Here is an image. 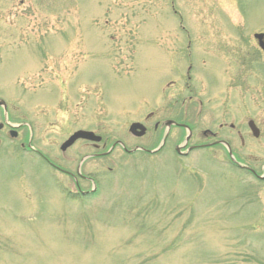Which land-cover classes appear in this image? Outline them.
<instances>
[{"label":"rangeland","instance_id":"1","mask_svg":"<svg viewBox=\"0 0 264 264\" xmlns=\"http://www.w3.org/2000/svg\"><path fill=\"white\" fill-rule=\"evenodd\" d=\"M255 34L264 0H0V99L29 119L0 147V264H264ZM79 130L102 142L62 152ZM204 133L257 176L223 145L187 153Z\"/></svg>","mask_w":264,"mask_h":264},{"label":"flooded vegetation","instance_id":"2","mask_svg":"<svg viewBox=\"0 0 264 264\" xmlns=\"http://www.w3.org/2000/svg\"><path fill=\"white\" fill-rule=\"evenodd\" d=\"M212 82H216V80L212 78ZM173 84H174V82H173ZM173 84H171V85H173ZM12 110L13 109L10 107L9 103H7L6 101L0 99V147H1L2 143H3V141L5 140L6 136L11 138V139H14V140L19 139L21 137L22 131L23 130L25 131V129H26L25 121L29 120V119H26L22 123L18 122L16 117H15V115H14L15 111L14 110L12 111ZM4 112H5V116H4ZM31 124H32V122H31ZM35 129H36V127H35ZM231 129H234V126H231ZM32 130H34L33 126L31 127V134H32L31 137L33 139ZM25 133H26V135H24V137L27 136V134L29 135L28 131H25ZM14 134L16 135V137L12 138V136ZM204 135L206 137H211L212 139H214V141L212 143H209V144H206V145L194 147L195 149L203 147V146H208V147L218 146V145L220 146L221 144L219 142L223 141V140H219L217 138V135H213V134H209V133H204ZM32 139H31L29 144L28 143L25 144L24 141L21 144V147L23 149L26 146L25 151L32 152L33 154H35V156L37 158H39L43 163L48 165V167H50L51 169L53 168L55 171L66 173L67 175H70V176L72 175L70 172L64 171L58 165H56L53 161L49 160L47 156L43 155L41 152H39L36 149L32 148V145H31ZM93 148L97 149V145L93 144ZM100 155H102V154H94V155H89V156L91 157V156H100ZM82 178L83 179H87V180H91V179L86 178L84 176ZM77 189H78V192L76 193V195L81 197V198H86V197H89V196L92 195V194H90L89 191H83L79 184H77ZM73 195L76 196L75 194H73Z\"/></svg>","mask_w":264,"mask_h":264},{"label":"water","instance_id":"3","mask_svg":"<svg viewBox=\"0 0 264 264\" xmlns=\"http://www.w3.org/2000/svg\"><path fill=\"white\" fill-rule=\"evenodd\" d=\"M255 37L260 41V46L264 50V42H263L264 34H257ZM172 124H174V123L170 122V121L166 123V125L168 127H170ZM249 126H250L251 130L253 131L254 136L258 137L260 132L256 128L253 121L249 122ZM138 130H140V131L138 132ZM145 131H146L145 128L141 124H133L130 128V132L133 135L138 136V137H141L142 135H144ZM78 139H84V140H89V141H93V142H100L101 141V137L96 136L92 132L78 131L72 137H70V139L62 146V150H65L67 147L71 146ZM189 140H190V136L187 137L186 144L188 143ZM222 144L226 145L224 142ZM193 149L194 148H189L187 153L191 152ZM177 152L181 154L179 148H177ZM229 154H230V156H232L231 151H229Z\"/></svg>","mask_w":264,"mask_h":264}]
</instances>
